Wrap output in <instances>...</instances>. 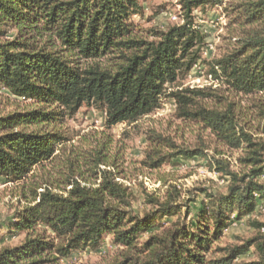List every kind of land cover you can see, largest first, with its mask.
I'll list each match as a JSON object with an SVG mask.
<instances>
[{"label":"trees","instance_id":"16d2710c","mask_svg":"<svg viewBox=\"0 0 264 264\" xmlns=\"http://www.w3.org/2000/svg\"><path fill=\"white\" fill-rule=\"evenodd\" d=\"M225 2L180 0L183 24L154 31V40H149L138 34L133 20L143 13L140 0H0V90L33 105L0 117V177L20 182L51 160L64 137L30 128L51 126L83 106L104 112L106 125L112 128L156 112L168 97L176 101L180 118L201 123L235 149L253 147L251 136L238 130L231 107L227 112L199 108V101L215 95L202 88L174 89L199 62L205 43L194 25V12ZM239 9L244 25L258 24L260 29L216 61L209 73L235 95H264V0H251ZM12 30L18 34L9 38ZM107 61L110 65L104 66ZM154 140L170 152L154 151L149 163L153 169L178 157H202L210 168L231 178L225 194L201 191L206 200L194 224L177 223L164 236L155 233L165 217L183 213L176 203L179 195L162 203L147 196L152 208L141 216L131 210L128 188L110 176L104 175L96 188L74 181L66 193L49 189L35 193L32 204L6 226L8 233H27L29 238L1 249L0 264H60L75 251L98 249L107 236L124 249L149 252L145 260L129 264H264V222L252 224L257 234L242 246L212 248L233 220L239 222L264 208V168L238 176L203 149H179L159 135ZM248 160L261 162L256 157ZM56 238L62 244L57 245ZM251 250L256 259L241 262Z\"/></svg>","mask_w":264,"mask_h":264},{"label":"rangeland","instance_id":"374dc122","mask_svg":"<svg viewBox=\"0 0 264 264\" xmlns=\"http://www.w3.org/2000/svg\"><path fill=\"white\" fill-rule=\"evenodd\" d=\"M140 1L143 13L133 17L140 36L154 40L152 32L166 31L169 27L183 24L180 0ZM249 1L226 0L221 6H208L194 12V25L203 33L205 43L201 47L199 62L174 89L202 88L215 95V98L199 101V108L227 112L231 107L238 130L244 129L251 136L254 146L235 149L201 123L180 118L176 101L168 97L163 99L156 112L135 123L112 128L106 125L104 112L83 106L75 114L65 115L51 126L30 128L58 132L64 137L51 160L20 182H7L0 177V250L18 246L29 238L27 233H8L6 226L15 222L20 212L32 204L36 192L49 189L54 193H66L70 189L69 184L74 181L96 188L104 175L128 188L132 195L131 210L135 215L143 216L151 210L147 196L162 203L170 196L179 195L176 203L183 207V213L165 217L161 226L155 228L156 234L167 235L177 223L184 226L194 224L201 202L206 200L201 191L206 190L211 195L225 194L231 178L219 173L215 167L210 168L209 161L202 157H178L159 169L151 168L149 163L154 158V151L170 152L167 145L154 140L156 135L170 139L179 149H203L208 157L225 162L229 171L238 176L249 174L252 168H264V95H235L227 85L214 80L209 73L216 61L240 46V41L246 39L250 32L260 29L258 24L244 25L245 17L239 7ZM16 34L18 32L12 30L9 38L16 37ZM109 62H105L104 66H109ZM30 109H33L31 102L0 90V117ZM255 157L261 160L257 165L248 160ZM186 205L188 215L185 214ZM261 208L257 214L239 222L232 219L230 228L212 248L242 246L254 238L257 230L252 224L264 222V208ZM37 230L44 232L42 227ZM147 236L145 233L140 239L139 247ZM55 243L59 245L62 241L56 238ZM142 252L114 245L112 238L107 236L98 249L75 251L60 264H129L148 258L149 252ZM209 256L220 255L211 253ZM255 259L251 250L240 261L245 263Z\"/></svg>","mask_w":264,"mask_h":264}]
</instances>
